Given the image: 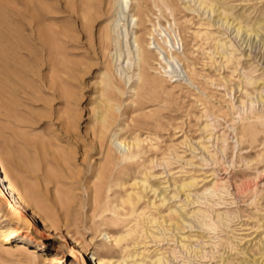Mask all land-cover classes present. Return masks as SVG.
<instances>
[{
  "label": "rangeland",
  "instance_id": "obj_1",
  "mask_svg": "<svg viewBox=\"0 0 264 264\" xmlns=\"http://www.w3.org/2000/svg\"><path fill=\"white\" fill-rule=\"evenodd\" d=\"M147 1V12H151L149 17L152 22H157L163 5L160 0ZM171 1L182 9V0ZM100 2L0 0V156L7 165L6 174L16 190L28 198L33 193L40 205L47 207L50 215L46 218L40 209L27 206L24 213L33 221L31 230L11 220L10 199L0 196V230L10 227L19 229V236L14 240L25 242L30 250H36L33 256H39L40 264H88L86 259L95 264L92 254L105 248L102 240H98L87 256L76 257L73 245L66 236L67 231H73L77 223L85 237L90 239L96 235L99 226L91 216L94 209L91 185L96 179L97 167L103 161L105 146L102 150L94 135L99 127L94 108L101 93V86L98 85L100 75L111 58L110 53H104L100 43L101 31L114 14L108 6L102 11ZM155 2L160 7L155 6ZM234 4L249 15L245 23L264 22V0H234ZM182 11L177 17L185 23L183 29L189 49L188 62L193 67L196 62V82L208 95L183 81L172 82L168 77L160 79L158 72L162 69L158 60L152 59L151 74L157 78V83L149 85L152 90L145 93L140 110L132 108L131 104L126 105L132 98L129 93L125 95L124 114L119 120L123 127L121 136L129 140L139 135L145 140L142 160L155 175L152 182H164L167 176L177 180L195 176L202 187L205 179H211L209 175L215 171L216 179L226 182L227 187L223 192L221 190L223 202H227L221 208L232 212L240 210L247 217L252 214L249 202L256 196L261 203L257 207L264 209V111L257 108L255 113L228 110L226 102L234 97L231 99L226 95V88L221 86L223 75L209 58L208 51L214 41L197 32L203 29L199 26V17ZM167 20L173 21L169 13L164 12L161 17L164 26H168ZM147 24L151 27V23ZM42 33H45V38ZM261 38L264 39V33ZM113 47H110L111 51H114ZM261 47V42L253 38L254 54L264 62ZM153 55L156 58V54ZM248 61H242L241 71L236 70L233 63L224 71V75L230 78L228 87L244 82L250 94L236 93L244 99L256 95L259 85L260 89L263 85L260 82L264 80V65L256 60L252 67L253 60ZM256 64H259L258 67H255ZM244 71L252 76L254 84L248 83ZM208 77L215 79L217 84H212ZM149 92L153 95L150 96ZM258 116L260 119H257ZM206 123L213 125L212 132L216 136L228 138L225 152L211 147L216 154L213 161L202 162L194 158L196 164H188L193 152L186 142L192 140L196 144L201 140ZM250 124L256 126V138L251 140L245 136L236 148L232 138L235 132L230 126L236 125L242 132ZM42 144L49 145V151L53 153L49 163L39 160ZM56 154L60 156V162ZM243 156L251 163L247 164ZM62 158L66 159V163ZM154 159L160 165L155 167ZM165 159L169 160L167 167L162 165ZM52 168L58 170L59 181L51 176ZM114 175L117 178L119 173ZM124 194L125 191L116 188L112 198L117 199ZM62 198L65 204H61ZM234 227L235 224L232 225ZM99 228L114 235L120 232L119 226L102 225ZM228 230H225L226 233H229ZM221 235L225 236V233ZM110 256L119 259L121 254L111 253ZM32 259L17 247L6 249L0 246V264H32Z\"/></svg>",
  "mask_w": 264,
  "mask_h": 264
},
{
  "label": "bare ground",
  "instance_id": "obj_2",
  "mask_svg": "<svg viewBox=\"0 0 264 264\" xmlns=\"http://www.w3.org/2000/svg\"><path fill=\"white\" fill-rule=\"evenodd\" d=\"M100 1L102 11L108 6L114 14L101 31L100 43L104 53H110L111 58L100 75L98 85L101 86V93L94 108L95 119L99 123L94 135L98 138L96 139L99 140L102 150L105 146L102 151L103 161L98 165L96 179L91 185V200L94 205L91 216L92 221H96L99 226L96 235L90 239L85 237L77 223L73 231H67L66 236L73 245L76 257H83L84 254L87 256L90 248L98 240H102L104 250H95L92 254L95 264H264V209L257 207L261 204L257 196L249 202L252 214L244 217L240 210L232 212L230 209L221 208L223 203H227L223 202L221 190L223 192L227 187L226 182L216 179L215 171L209 175L211 179H205L206 183L202 187L195 176L180 180L167 176L164 182H152L155 175L142 160L145 140L139 135L129 140L122 137L123 127L119 123L124 114L123 104L127 101L125 95L129 93L132 98L126 105L131 104L132 108L140 110L145 93L150 90L149 85L157 83V78L151 74L152 59H157L162 69L158 72L160 79L168 77L172 82L183 81L187 86L207 94L196 82V62L193 64L195 67L189 64L186 31L183 29L185 23L177 17L182 9V12L192 17H199V26L203 29H198L197 32L214 41L208 51L209 58L212 65L223 75L220 78L223 81L221 86L226 88V95L231 99L234 97L230 102H226L228 110L238 109L243 113H255L257 108L264 111V80L260 82L263 85L261 89V84L259 85L256 95L244 99L241 95H236L237 92L250 94L244 82H237L228 87L230 78L224 75L230 63L240 71L242 61L245 60H253L252 67L256 60L264 65L253 51V38L261 42L264 51V39L261 38L264 22L245 23L244 20L249 18V15L238 9L234 0H182V9L176 2L160 0L163 8L159 9L157 22H152L149 17L151 12H147V0ZM155 6L160 7L156 2ZM164 12L169 13L173 20H167L168 26L161 22ZM147 23H151V27ZM42 36L45 38V33H42ZM112 46L114 51H111ZM153 54H156V58ZM243 73L249 84L255 83L252 76L247 75L245 71ZM208 79L212 84H217L212 77ZM156 90L159 91L158 88ZM150 92L148 94L153 95ZM234 99L237 101L234 102ZM212 126L211 123L204 125V135L196 144L192 143V140L186 142L193 152L192 158H188V164H196L194 158H199L202 162L213 161L216 154L211 147L225 152L228 138L216 136L212 132ZM230 127L235 132L232 138L236 148L241 145L243 137L249 136L251 140L256 138L254 124H250L242 132H239L236 125ZM46 145L39 146V160L49 163V157L53 153L49 151V145ZM56 159L61 161L59 155ZM243 159L247 164L251 163L244 156ZM62 160L66 163L65 158ZM152 162H156L155 167L160 165L155 159ZM163 164L167 167L169 160L165 159ZM6 171L7 165L0 156V196L10 199L11 220L33 230V221L24 210L33 205L44 212L46 218H50L47 207L40 205L33 193L31 198L21 195L10 182ZM57 171L52 168L50 174L59 181ZM115 173H119L117 178ZM116 188L125 191V194L117 199L112 198ZM26 190L29 191V188ZM61 204H65L63 198ZM262 207L264 208V205ZM233 223L236 226L234 228ZM102 225L119 226L120 232L111 234L106 229H100ZM19 232V229L14 227L0 230V246L6 249L17 247L33 257L32 264H40L39 256H33L37 253L36 250H30L25 242L14 240L19 236ZM221 233H225V236ZM111 253H120L121 257L115 259L110 256ZM86 261L91 264V260Z\"/></svg>",
  "mask_w": 264,
  "mask_h": 264
}]
</instances>
